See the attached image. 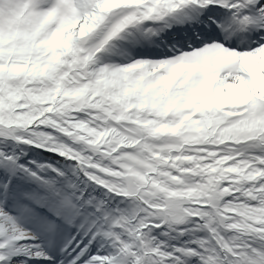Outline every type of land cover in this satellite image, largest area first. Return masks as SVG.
Returning a JSON list of instances; mask_svg holds the SVG:
<instances>
[{
    "label": "snow or ice",
    "instance_id": "1",
    "mask_svg": "<svg viewBox=\"0 0 264 264\" xmlns=\"http://www.w3.org/2000/svg\"><path fill=\"white\" fill-rule=\"evenodd\" d=\"M35 261L264 264V0H0V264Z\"/></svg>",
    "mask_w": 264,
    "mask_h": 264
},
{
    "label": "bare ground",
    "instance_id": "2",
    "mask_svg": "<svg viewBox=\"0 0 264 264\" xmlns=\"http://www.w3.org/2000/svg\"><path fill=\"white\" fill-rule=\"evenodd\" d=\"M36 151L37 152H40V153H43L44 152V150L43 149H40V148H37ZM47 155H53L54 156L55 153H48Z\"/></svg>",
    "mask_w": 264,
    "mask_h": 264
},
{
    "label": "rangeland",
    "instance_id": "3",
    "mask_svg": "<svg viewBox=\"0 0 264 264\" xmlns=\"http://www.w3.org/2000/svg\"><path fill=\"white\" fill-rule=\"evenodd\" d=\"M36 152H37V151H36ZM37 153H40V152H37ZM32 158H33V159H35L36 157H35V156H33Z\"/></svg>",
    "mask_w": 264,
    "mask_h": 264
}]
</instances>
